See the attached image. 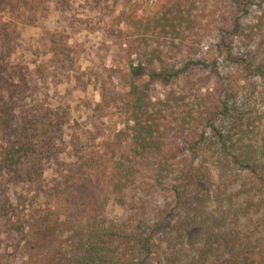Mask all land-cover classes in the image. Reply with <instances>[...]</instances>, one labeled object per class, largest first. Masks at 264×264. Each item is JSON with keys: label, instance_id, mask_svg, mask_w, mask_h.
I'll return each instance as SVG.
<instances>
[{"label": "trees", "instance_id": "obj_1", "mask_svg": "<svg viewBox=\"0 0 264 264\" xmlns=\"http://www.w3.org/2000/svg\"><path fill=\"white\" fill-rule=\"evenodd\" d=\"M164 2L146 19L119 17L133 19L137 38L125 50L139 66L122 71L126 89L104 93L102 107L119 106L125 126L54 186L45 162L68 118L26 101L36 83L10 62L17 25L6 18L0 225L21 264H264V0ZM15 6L0 0V13ZM68 39L53 35L57 59L71 58ZM12 186L49 201L15 204Z\"/></svg>", "mask_w": 264, "mask_h": 264}, {"label": "rangeland", "instance_id": "obj_2", "mask_svg": "<svg viewBox=\"0 0 264 264\" xmlns=\"http://www.w3.org/2000/svg\"><path fill=\"white\" fill-rule=\"evenodd\" d=\"M15 11L0 13V31L6 18L13 21L15 45L10 62L21 65L35 80L33 97L46 105L65 111L68 118L56 140L60 151L45 162L46 182L58 185L78 155L95 157L107 151L117 132L124 128L119 106L102 107V95L126 89L125 69L138 61L128 59L126 40L137 38L133 19L119 25V17L154 16L164 0H69L55 6L50 0H15ZM34 7V8H31ZM12 11V12H11ZM121 31V32H120ZM57 32L69 34L72 56L57 59L51 39ZM0 32V46L2 45ZM121 44H123L121 46ZM237 51V42H234ZM128 65H127V64ZM161 90L160 86H157ZM10 196L15 204L33 202L44 206L48 197L24 186H12ZM112 216L123 214L112 208ZM25 257L13 237L0 225V264H21Z\"/></svg>", "mask_w": 264, "mask_h": 264}]
</instances>
